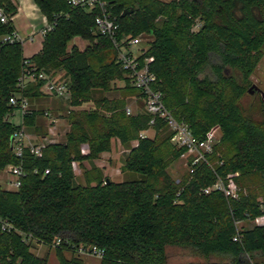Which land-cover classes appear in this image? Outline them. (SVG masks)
<instances>
[{"label":"trees","instance_id":"obj_1","mask_svg":"<svg viewBox=\"0 0 264 264\" xmlns=\"http://www.w3.org/2000/svg\"><path fill=\"white\" fill-rule=\"evenodd\" d=\"M33 1L52 24L40 51L24 57L23 41L0 43V172L19 162L25 172L16 190L0 185V216L45 245L55 238L95 245L103 253L98 264H264V226L240 227V240H232L234 221L248 222L264 205V100L256 111L243 105L264 52V0H100L118 22V38L147 39L153 87L173 117L199 139L220 127L206 162L188 166L177 179L170 168L186 149L173 144L160 119L152 137H140L150 128V116L140 90L119 67L111 40L95 30L99 6L86 11L67 0ZM0 7L9 17L0 21L1 39L14 29L17 10L12 0H0ZM125 9L131 12L121 16ZM196 19L202 24L193 31ZM74 37L85 40L83 49H67ZM25 60L52 77L61 74L70 109L63 141L46 144L40 157L24 151L17 158L9 145L17 126L8 99ZM33 84L23 91L30 104L40 98V86ZM113 90L115 95L107 94ZM131 98L139 110L127 115ZM112 139L129 149L121 179L106 183L91 162L111 150ZM84 161L91 165L84 167ZM74 164L81 170L78 181ZM217 178L234 182L237 197L204 194ZM33 248L19 233L0 228V264H47V256ZM53 250L57 264H89L69 247Z\"/></svg>","mask_w":264,"mask_h":264},{"label":"built area","instance_id":"obj_2","mask_svg":"<svg viewBox=\"0 0 264 264\" xmlns=\"http://www.w3.org/2000/svg\"><path fill=\"white\" fill-rule=\"evenodd\" d=\"M69 4L82 8L86 11L92 9L94 6H99L100 14L94 19L95 30L101 34L107 36L116 51V61L119 67L125 72L126 77L129 80L131 86L140 90L142 97L141 100L144 104L145 112L150 116L148 124L152 129L155 126L157 119L162 120L168 129L172 131V142L176 147H184L186 151L182 154L192 157L190 164L187 162V166H192L197 162H206V155L213 151L215 144L220 137V127L218 125L210 127L204 134V137L199 139L193 135L189 126L184 121H179L173 117L171 112L165 107L163 103V94L160 90L155 89L153 85L156 83L157 78L154 72L151 71L150 66L153 58L151 56H145L147 50L146 38L139 34L137 36L125 35L118 38V22L114 16L106 8L105 2L100 0H67ZM178 1V0H170ZM9 17L4 13L3 8L0 7V21L3 23L8 22ZM202 22L196 19L193 23L192 30L196 31ZM52 24L47 23L45 27L40 31L42 37L48 30H51ZM15 40H21L17 32L13 29L10 33L1 37L0 43H10ZM26 40H32V36H28ZM22 41V40H21ZM48 75L44 70L39 69L35 64L30 63L28 60L24 61V67L21 76L16 84V91L13 92L9 99V105L13 107L11 111V117L17 114V122L15 123L17 128L14 130L13 136V152L17 158H21L24 151L29 154L40 157L43 151V145L39 141H34L27 133L25 128V118L30 116L33 109L30 105L28 97L23 93L29 83L39 84L41 92L45 95L52 97L67 99L69 97V86L67 81L55 78ZM125 112L127 115L132 114V108L130 105H126ZM43 115L49 118V123L54 125V122H50L53 118L51 113L47 110L43 111ZM145 131H142L140 137L147 136ZM135 145V144H134ZM88 152L87 147H82V153ZM96 165L102 168L100 163ZM4 170L8 173L9 179L7 185L9 190H16L21 183V178L25 175L21 162L9 163L5 166ZM46 173L48 170L45 171ZM217 191L222 193L226 198L237 197V187L230 179L225 181L221 178H217L214 183L202 190L204 194ZM262 213L249 222L257 225L264 226V205H260ZM242 220H235L236 232L232 237L233 241H239L241 233L239 232L240 224ZM0 228L7 231H15L22 236L25 242H31L35 245H45L42 242L34 239L31 235L25 234L16 229L6 219L0 216ZM50 248L57 247H69L75 254L79 256L88 255L101 259L103 253L95 245L78 244L74 245L66 240L60 238L53 239L49 244Z\"/></svg>","mask_w":264,"mask_h":264},{"label":"rangeland","instance_id":"obj_3","mask_svg":"<svg viewBox=\"0 0 264 264\" xmlns=\"http://www.w3.org/2000/svg\"><path fill=\"white\" fill-rule=\"evenodd\" d=\"M15 24L19 27L18 36L23 41V53L28 55L33 52V50H36V48L41 43V37L39 35L40 27L36 29V27H33L34 25H31L29 18L27 15L19 13L18 17L15 18L14 21ZM36 25V24H35ZM37 32V33H36ZM33 34V42L26 40L24 41L29 35ZM85 40L74 37L70 43L67 46V49L71 47V45H76L79 49H83L85 46ZM61 74H58L55 78L62 79L64 78L60 77ZM30 85H34L33 83H29ZM28 84V85H29ZM116 86L122 85L120 81L115 82ZM35 88V87H34ZM108 95H115V91H111L107 93ZM48 97L42 98V99H32L31 107L33 109V115L32 118L29 120V124L26 126L27 133L31 136V138L34 141H39L43 146H45L48 143H54V142H61L64 139V133L67 130V121L64 118L66 115L67 109H70L64 99L52 97L50 95H47ZM264 100V52L261 61L257 65L256 69L250 76V85L248 86V92L243 98V105L246 110L250 109V107H253V110L256 111V105L259 104V101ZM36 102L37 104H34ZM264 104V101H262ZM143 104V102H142ZM128 105L131 106L132 111L136 112L139 110V107L137 105V102L135 99L131 98L128 101ZM91 106L90 103H87L83 105V107H89ZM142 108L144 110V104L142 105ZM41 109V110H40ZM47 110L51 113L50 118H57L55 119V125H51L49 123V118L43 115V111ZM38 111V112H37ZM40 111V112H39ZM42 111V113H41ZM132 112V113H133ZM11 120L13 123L17 122V114L13 115L11 117ZM147 136L152 137L154 134L153 129L149 128L148 130H145L144 132ZM111 150L109 152L101 153L97 158H95L91 164L100 163L102 165V173L103 175L109 177L111 180H120L121 179V170L120 166L122 163L123 158L125 157L126 152L128 151L129 147L127 145L121 144L117 139H112L111 144ZM191 157V156H190ZM190 157L188 155L180 156L175 164L170 168L171 175L177 179L180 178L181 175L187 170V162L190 160ZM90 162H83L84 167H89ZM74 172L76 174V181L81 179V170L78 167L77 164H74ZM9 179V175L5 170H2L0 172V185L7 189V180ZM240 227H252L257 226L251 222H242ZM33 253L39 256H47V264H57V258L55 255V251L53 248L48 247L47 245H35L33 244ZM67 256H70L69 252L65 253ZM85 262L89 264H98L100 259L83 255L80 256ZM191 261H197V258H191Z\"/></svg>","mask_w":264,"mask_h":264},{"label":"crops","instance_id":"obj_4","mask_svg":"<svg viewBox=\"0 0 264 264\" xmlns=\"http://www.w3.org/2000/svg\"><path fill=\"white\" fill-rule=\"evenodd\" d=\"M12 2L15 4L16 6V14L13 15L11 17V22H12V26L14 28V30L18 33L19 27L17 26V24L14 23L15 18L18 17L19 13L25 14L27 15V17L30 20L31 25H34L33 27H36V29H38V27H40V31L45 27V25L47 24L46 18L45 16L40 12V10L38 9V7L36 6V4L34 3L33 0H12ZM36 24V25H35ZM39 31V35L41 37V43L39 44V46L36 48V50H33L32 53L26 55L23 53V43H22V54L24 57H30L33 54L37 53L40 51L41 47H42V40L43 37L41 36ZM21 32V31H20ZM37 33V32H36ZM32 36V40H33V34L29 35ZM27 39V38H26ZM26 39L24 41H26ZM32 40H30L31 42H33ZM30 85V84H29ZM28 85V86H29ZM39 93H40V98L42 99L43 97L46 98L48 97L47 95L43 94L41 92V89L39 88ZM36 100V99H35ZM34 104H37L36 102H34ZM31 105V104H30ZM55 119L57 118H53L52 120H50V122L52 123V121L54 122V125L56 126V122Z\"/></svg>","mask_w":264,"mask_h":264},{"label":"water","instance_id":"obj_5","mask_svg":"<svg viewBox=\"0 0 264 264\" xmlns=\"http://www.w3.org/2000/svg\"><path fill=\"white\" fill-rule=\"evenodd\" d=\"M129 12H131V9H130V10L125 9V10H123V12L121 13V16H124V15H126L127 13H129ZM12 141H13V136L10 137V141H9V145H10L11 150L13 149V143H12ZM109 181H110V178L107 177V178L105 179V182L107 183V182H109Z\"/></svg>","mask_w":264,"mask_h":264}]
</instances>
